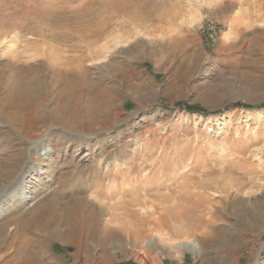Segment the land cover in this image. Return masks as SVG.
Here are the masks:
<instances>
[{
	"label": "rangeland",
	"instance_id": "374dc122",
	"mask_svg": "<svg viewBox=\"0 0 264 264\" xmlns=\"http://www.w3.org/2000/svg\"><path fill=\"white\" fill-rule=\"evenodd\" d=\"M114 1L0 0L1 137L4 131L13 133L12 128H18L7 106L13 78L28 67L38 68V63L46 71L52 56L67 60L86 55L88 79L97 71L107 75L109 81L100 88L105 90V109L119 115L107 124L113 129L91 140L89 149L67 151L46 186L51 189L27 208L34 209L58 192L60 202L78 194L87 200L86 213L99 216L100 224L119 230L125 221L133 232L128 227L131 232L122 234L124 246L114 253L111 243L105 253L87 232V252L75 244L51 241L41 256L48 264H264V0H165L180 1L185 10L183 35L189 42L184 46L153 35L148 31L150 22L146 30L130 26L127 13H114L107 6ZM107 14L113 15L108 26L102 17ZM92 15L100 21L97 26L105 28L103 38L83 41L79 29L83 24L78 21ZM122 25L126 31L119 29ZM189 31L194 32L192 37ZM36 51L41 56L34 58ZM108 64L120 67L116 78L107 72ZM43 69L40 75L48 92L40 107L56 115L61 109L55 95L64 83ZM67 112L61 111L59 121L49 119L45 124L66 128ZM41 125L37 124L38 130ZM87 130V134L94 132ZM2 149L0 154L9 148ZM89 153L95 156L93 161ZM96 174L108 175L97 193L92 180ZM113 174L132 175L112 180ZM70 175L74 190L62 191ZM161 175L163 184L157 189L155 181ZM189 178L212 182L208 190H194L188 184V191L202 197L194 212L201 222L177 232L154 226L153 220L158 223L160 217L179 209L180 185ZM134 188L140 191L132 194ZM111 194L112 200L107 198ZM133 202L138 203L128 209L143 221L139 226L122 207ZM14 227L9 233L10 251L17 250L19 241ZM218 237L228 240L219 242ZM148 240L154 241L150 247L145 246ZM178 241L185 244L182 251L172 245Z\"/></svg>",
	"mask_w": 264,
	"mask_h": 264
},
{
	"label": "bare ground",
	"instance_id": "6f19581e",
	"mask_svg": "<svg viewBox=\"0 0 264 264\" xmlns=\"http://www.w3.org/2000/svg\"><path fill=\"white\" fill-rule=\"evenodd\" d=\"M107 6L110 7L114 13H127L129 16V25L135 29L146 30V24L150 22L148 31L155 36H161L166 39V42L170 41V44L177 46L179 44H183L184 46L185 43L189 42V38L183 35L186 31L185 22H183L185 10L180 1H175L170 4L165 0H155L148 4L146 0H118L110 4L108 3ZM89 14H91V12ZM93 17L94 15L86 16L78 21L83 24H80L79 28L83 34V37L81 36L83 41L103 38L101 36L105 28L102 29L103 27H98L97 24L100 21H97L98 23L95 22V18ZM102 17L105 20V22L102 21L103 24L108 26L107 22H109L113 15L107 14ZM119 29L126 31L124 25L120 26ZM174 33L182 36L176 38L173 36L175 35ZM189 33L190 37H192L194 32L189 31ZM28 52L26 55L31 53L28 54ZM32 55V57L37 58L40 52L36 51ZM49 56L51 55L49 54ZM76 56L78 57V55ZM75 57L73 58L72 56L64 60L61 58L56 59L55 56H52L51 58L53 60L49 63V67L47 66L49 68L47 70L50 71L49 74L52 73V76L57 75V77L62 80H60L62 84L64 83V87L58 89L55 95L58 99L57 107L59 106L61 109L59 112H54L56 115L51 114V116L48 114L49 112H43L40 107L43 105L41 102L45 99L46 92H48L44 87L45 84L43 79H41L40 72L43 67L40 68V63L35 66L38 68L28 67L20 72L16 71L17 74L13 78L9 90L7 89V97L11 100H9L7 106L13 110V113H11L12 118L15 119L18 128H14L15 130L12 128L13 133L6 134L4 131L2 137L0 135V152L3 151L2 148H9L6 153L0 154V253H2L0 254V264H48L49 262L45 261L41 256V252L48 242L51 241H58L64 245L75 244L80 250L87 252L88 249L85 245V240L87 239L85 235L87 232L88 238H96L101 246V250L104 252L108 248L107 245L111 243L110 250L114 253L124 246L122 234L126 233L127 235L132 231V227L130 228L127 223H124L125 221H123V225L125 226H122L119 230L110 229L105 223L100 224L101 221L98 218L99 216L93 213H86V209L89 206L87 200L84 196H79L78 194H76L78 196L75 195L68 201L60 202L59 199L62 195L58 192L52 199L46 200L40 205L38 204L34 209L28 210L27 208V206H29L31 202L36 201L45 190L51 189V186L47 189L46 186L52 182L51 178L55 169L59 167L58 164L63 160L69 149H72V152L75 151L76 153L81 149H89L91 140L99 138L101 135L108 134L110 129H113L114 126H107V124L112 120H117L119 117L118 114L105 109L107 103L105 90L100 88L105 83V80L109 81L107 75L105 76L101 72L93 71L94 78L89 80L87 77L88 72L84 65V61L87 60L86 55H79V58ZM91 57L93 58V56ZM108 66L107 68L105 67L107 72H109V74L112 73L114 78H116L121 72L120 67L115 64H108ZM50 79L52 80L54 78ZM81 96L85 99V105L82 107L80 103H78V99ZM61 111L64 113L66 111L69 112L68 122L65 123L66 128H56L45 124L49 119L52 121H59L62 117ZM40 122L42 125L40 130H38L37 124ZM76 128L80 129V131H77ZM88 128L94 131L93 134L85 133ZM15 134L24 138L32 147L30 149L27 148L20 138V141L17 140L16 137L14 140L13 137L16 136ZM9 135H13L11 137L12 139H10ZM89 156L90 160L93 161L95 156L93 157L91 153H89ZM44 167H47L48 170L44 169ZM130 175L132 174H113L111 177L112 180H115V178H123ZM106 176L108 175L101 177L96 174V176L92 177L96 193L99 192V190L101 191L104 187L103 184L107 179ZM71 178L72 175L66 177L63 186H61L62 191L74 190V187L71 186ZM163 179L164 177H162V175L157 177L155 181L157 182V189L163 184ZM189 183L193 185L194 190H208L212 184L210 181H195L189 178L188 183L180 185V192H182V194L178 197L179 201L183 202L185 205L183 206V203H179L181 205L177 211H171L172 213L169 212L170 214L167 216L160 217L158 223L157 221L155 223V220H153L154 222H152V224L154 226L159 224L167 229H171L170 231L173 230L177 232L181 227H186V230L192 229L195 222L196 224L197 222H201L200 217L195 216L194 212L203 203L202 197H200L198 192L192 193L188 191ZM39 185H41L42 188H40ZM139 191V188H134L132 194H136ZM114 197L115 195L112 196L111 194L107 198L112 200ZM137 203L138 202H133V204L126 203L123 204L122 207L128 212V217L134 220L133 224L135 225V223H137L138 225L136 226H139L143 224V221L138 218L133 211L128 209L130 206L137 205ZM250 218H254V215H251ZM132 222L133 221H131V223ZM13 225L15 226V234L17 232L19 236V241H17V250L10 251L9 248L13 242H9V237L11 238L9 233ZM227 240V237H218L217 239L219 242H225ZM152 242L154 241L148 240L145 246L150 247ZM172 245L181 251L185 247L182 241L173 242ZM131 246L134 249L137 248L135 243H132ZM192 248L196 249V244H193Z\"/></svg>",
	"mask_w": 264,
	"mask_h": 264
},
{
	"label": "trees",
	"instance_id": "16d2710c",
	"mask_svg": "<svg viewBox=\"0 0 264 264\" xmlns=\"http://www.w3.org/2000/svg\"><path fill=\"white\" fill-rule=\"evenodd\" d=\"M185 109L188 111H197V112L199 111L200 112V110H197L196 108L190 107V106H185ZM200 113H202V112H200Z\"/></svg>",
	"mask_w": 264,
	"mask_h": 264
}]
</instances>
